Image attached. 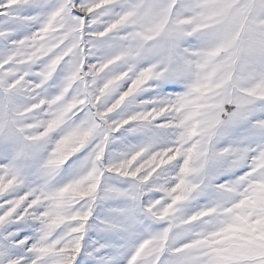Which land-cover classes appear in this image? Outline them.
Returning a JSON list of instances; mask_svg holds the SVG:
<instances>
[{
    "label": "snow or ice",
    "instance_id": "obj_1",
    "mask_svg": "<svg viewBox=\"0 0 264 264\" xmlns=\"http://www.w3.org/2000/svg\"><path fill=\"white\" fill-rule=\"evenodd\" d=\"M0 264H264V0H0Z\"/></svg>",
    "mask_w": 264,
    "mask_h": 264
}]
</instances>
